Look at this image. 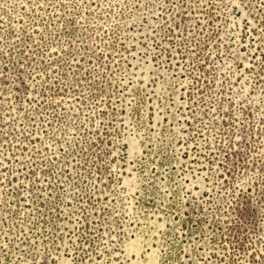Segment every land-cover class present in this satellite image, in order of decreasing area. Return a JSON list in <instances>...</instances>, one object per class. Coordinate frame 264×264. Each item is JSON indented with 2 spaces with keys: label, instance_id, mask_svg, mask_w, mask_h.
I'll return each instance as SVG.
<instances>
[{
  "label": "rangeland",
  "instance_id": "1",
  "mask_svg": "<svg viewBox=\"0 0 264 264\" xmlns=\"http://www.w3.org/2000/svg\"><path fill=\"white\" fill-rule=\"evenodd\" d=\"M0 264H264V0H0Z\"/></svg>",
  "mask_w": 264,
  "mask_h": 264
}]
</instances>
